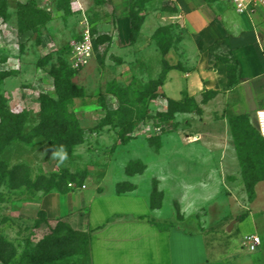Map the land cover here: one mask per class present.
<instances>
[{
  "label": "rangeland",
  "instance_id": "374dc122",
  "mask_svg": "<svg viewBox=\"0 0 264 264\" xmlns=\"http://www.w3.org/2000/svg\"><path fill=\"white\" fill-rule=\"evenodd\" d=\"M176 1L0 0V123L5 113L21 115L25 138L0 127V237L16 248L9 264H35L31 253L58 220L81 229L88 218L92 226L111 225L118 211H146L143 197L112 193L145 195L150 220L162 228L206 231L215 259L225 245L228 257L218 264H264V144L237 147L229 124L237 99L232 85L185 88V71L199 67L204 39L195 31L203 23ZM204 1L206 14L216 10L214 0ZM22 3L30 6L21 13ZM131 9L140 22L134 40ZM163 27L167 32L158 33ZM87 30V62L76 65L74 44ZM216 56L235 63L227 52ZM164 59L181 79L159 86L152 98L147 89ZM58 75L81 89L68 111L83 138L69 149L54 148L34 130L43 94L58 99ZM166 96L191 110L161 115ZM121 119L131 121L126 132ZM254 232L262 244L251 251L244 237ZM100 233L91 241L93 264H132L135 253H111L104 246L109 231ZM88 249L72 248L45 264H92Z\"/></svg>",
  "mask_w": 264,
  "mask_h": 264
},
{
  "label": "crops",
  "instance_id": "0c3cea01",
  "mask_svg": "<svg viewBox=\"0 0 264 264\" xmlns=\"http://www.w3.org/2000/svg\"><path fill=\"white\" fill-rule=\"evenodd\" d=\"M214 1L216 10H212L211 14H206L204 0L176 1L178 5L185 6L187 17L193 16L194 20L203 23H200L198 31H195L204 39L199 67L198 70L185 71L184 75H187L184 79L185 88L190 91L200 85H205L208 89L227 85V67L216 56L227 52L237 66V80L230 86V90H237V99L233 104L234 113L247 114L252 122L255 121L254 124L258 128L256 114L258 110L264 109V5L257 6L251 14H241L235 9L233 1ZM174 11L176 9L171 12ZM175 70L174 68L169 70L163 88H166L175 77L179 76L178 79H181L180 74ZM176 96L177 93L174 98H177ZM112 195L141 196L148 212L144 210L135 212L133 216L128 211H118L111 225L103 223L92 226L88 218L87 226L81 229L92 230L90 238L92 264V237H96L98 232L103 234L107 231L109 233L105 248L107 247L111 253H119V251H122L123 255L135 253V259L130 260L132 264H139L140 258L146 260L147 264L154 263V260L157 261L155 264H209V261L218 264L223 262L222 255L228 257L224 245L223 253L215 259L219 255L217 256L215 250L209 246L208 243L212 242L208 240L209 234L206 231L186 232L177 227L164 229L157 227L148 218L152 214V207L145 195L131 193H112ZM144 221L146 223H143ZM109 222L108 219L106 223ZM254 233L261 237L258 232ZM214 237L213 243H216L217 247L220 245L217 238L220 237Z\"/></svg>",
  "mask_w": 264,
  "mask_h": 264
},
{
  "label": "trees",
  "instance_id": "16d2710c",
  "mask_svg": "<svg viewBox=\"0 0 264 264\" xmlns=\"http://www.w3.org/2000/svg\"><path fill=\"white\" fill-rule=\"evenodd\" d=\"M5 2L6 0H4V3ZM29 6L30 5L28 3H22L20 5L21 13L26 9L28 10ZM130 18L132 29L131 39L134 40L140 28V22L137 20L136 10L131 9ZM26 28L27 27H23V29ZM160 31L167 32V29L163 27L159 29L158 33ZM162 51L166 53L168 48L163 47ZM221 58L227 67L228 85H233L237 80L236 63H231L232 61L229 58ZM172 68L175 67L171 66L164 59V66L160 77L151 80L147 89V92L150 96H152V98H156L158 96V87L163 85L166 73ZM55 81L58 99L52 98L47 94H43L41 121L34 130L37 131L36 134H41L49 140L54 148L69 149L75 144L81 142L83 138V130L79 127L76 117L73 113L68 111L69 102H71L74 97L81 94V89L67 76L63 77L58 75ZM147 92L145 94H147ZM166 98L168 111L166 113H160L161 115H173L178 111L191 110V108L183 100L174 99L169 96H166ZM187 99H192V97L187 96ZM4 116L7 121L3 119L0 123V127L6 128L8 137H19L20 139H25L22 132L23 120L21 119V115L5 113ZM130 123V119H121L119 121V124L124 128L123 132H126V129L130 127ZM229 124L239 149L242 150L243 148H247V150L250 151V149H252L251 146L264 144V137L261 135L256 124L251 121L247 114L232 115L229 118ZM121 135L123 136L124 134L121 133ZM28 136H30V138L32 137V135ZM141 217L144 218V216ZM43 218L41 220H37L36 223L40 224V222L44 220ZM153 223L156 224L155 222ZM156 225L157 227L164 229L158 224ZM91 233L92 230L87 231L75 229L67 221L58 220L56 226L52 228V234L47 236L40 243L41 245L31 253L30 261L35 264L53 262L54 258L64 257L67 250L69 251L75 247H80L84 254H88ZM15 253L16 248L14 244L6 238L0 237V260L5 264H9Z\"/></svg>",
  "mask_w": 264,
  "mask_h": 264
},
{
  "label": "built area",
  "instance_id": "2783aa9c",
  "mask_svg": "<svg viewBox=\"0 0 264 264\" xmlns=\"http://www.w3.org/2000/svg\"><path fill=\"white\" fill-rule=\"evenodd\" d=\"M232 1L237 12L241 14H246V13L251 14L257 6L264 5V0H232ZM90 41H91L90 31L87 30L84 32V40L74 44V55H75L76 65L87 62V57L91 46ZM256 117H257L259 131L261 135L264 137V109L258 110ZM261 242H262L261 237L256 233L247 234L244 237V244L251 251L256 250L258 246L261 245Z\"/></svg>",
  "mask_w": 264,
  "mask_h": 264
}]
</instances>
